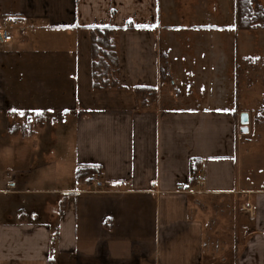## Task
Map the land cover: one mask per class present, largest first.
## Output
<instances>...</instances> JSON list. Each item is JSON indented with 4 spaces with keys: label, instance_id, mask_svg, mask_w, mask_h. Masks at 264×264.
Listing matches in <instances>:
<instances>
[{
    "label": "crops",
    "instance_id": "1",
    "mask_svg": "<svg viewBox=\"0 0 264 264\" xmlns=\"http://www.w3.org/2000/svg\"><path fill=\"white\" fill-rule=\"evenodd\" d=\"M237 7L0 0V28L18 21L0 37V264H264V140L250 137V114L241 131L220 61L254 32L238 28ZM94 26L120 28L122 88L93 86ZM188 37L210 61H176ZM134 87L155 97L142 105Z\"/></svg>",
    "mask_w": 264,
    "mask_h": 264
},
{
    "label": "rangeland",
    "instance_id": "2",
    "mask_svg": "<svg viewBox=\"0 0 264 264\" xmlns=\"http://www.w3.org/2000/svg\"><path fill=\"white\" fill-rule=\"evenodd\" d=\"M260 4L264 6V0H256ZM238 6V0H237ZM238 8V7H237ZM229 17L228 20H230ZM231 21V20H230ZM227 22V23H230ZM254 30L251 33L247 32H240L239 37L242 40V45L239 46L240 49H227V52H232L230 55L223 54L221 56L220 61H228L230 63L229 66V73L235 83H231L230 87H234V96L233 98H228V102L234 101L236 104L238 103L239 111L240 112H249L250 114V137L255 140H264V24L256 29H249ZM249 34V36H248ZM231 37V34H230ZM234 37V36H233ZM249 37V38H248ZM189 38V37H188ZM184 43V46L187 48L185 49L186 55L184 54L182 57L186 59H182L178 57L176 61H210L208 51L204 49H197L194 53L193 45L196 44L191 38L188 39ZM198 45V44H196ZM195 45V46H196ZM249 46V47H248ZM255 49L253 51V47ZM190 47V48H189ZM250 48V51L247 49ZM190 49V50H189ZM202 54V57L199 55ZM195 57L192 60H189V56ZM204 55V57H203ZM206 66V67H205ZM203 66L205 73H202L203 83L206 84L207 81V69L208 71L210 68L205 65ZM208 67V68H207ZM224 72L226 69V65L223 66ZM172 79L174 82V77H169L168 80ZM170 84V82L168 81ZM197 83V82H196ZM198 84V83H197ZM196 84V86H197ZM210 82L207 83V85ZM177 90L176 87H174ZM250 91V93L248 92ZM153 100V98L151 97ZM175 99V98H174ZM177 101V99L175 100ZM241 115V114H239ZM41 118L37 116H32L27 121V124L23 126H17V132H31L33 127L41 122ZM1 136V135H0ZM255 151L257 153H262L261 150L255 147ZM264 151V150H263ZM9 146L7 143L0 142V170H8V164L10 162L9 156ZM26 152V151H23ZM264 153V152H263ZM39 171H35L34 173H38ZM2 199V198H0Z\"/></svg>",
    "mask_w": 264,
    "mask_h": 264
},
{
    "label": "trees",
    "instance_id": "3",
    "mask_svg": "<svg viewBox=\"0 0 264 264\" xmlns=\"http://www.w3.org/2000/svg\"><path fill=\"white\" fill-rule=\"evenodd\" d=\"M238 28L249 30L259 28L264 24V6L256 0H238L237 8ZM92 77L93 86L97 89L122 88L119 79V57L115 37L119 27L94 26L90 27ZM135 94L141 98L142 105L149 96L155 97V89L148 87H134ZM93 168L84 170L90 174ZM82 170L78 171V176Z\"/></svg>",
    "mask_w": 264,
    "mask_h": 264
},
{
    "label": "built area",
    "instance_id": "4",
    "mask_svg": "<svg viewBox=\"0 0 264 264\" xmlns=\"http://www.w3.org/2000/svg\"><path fill=\"white\" fill-rule=\"evenodd\" d=\"M18 23L17 19H6L3 27L0 28V37L2 40H11L12 34L10 32V26L16 25ZM101 171L98 169H93L89 174V180L94 188L98 191L104 189V183L101 176ZM247 207L251 208V204L249 202L246 203Z\"/></svg>",
    "mask_w": 264,
    "mask_h": 264
},
{
    "label": "water",
    "instance_id": "5",
    "mask_svg": "<svg viewBox=\"0 0 264 264\" xmlns=\"http://www.w3.org/2000/svg\"><path fill=\"white\" fill-rule=\"evenodd\" d=\"M240 121L242 124V128L241 131L242 132H248L249 127H248V123H249V113L248 112H242L240 115Z\"/></svg>",
    "mask_w": 264,
    "mask_h": 264
},
{
    "label": "snow or ice",
    "instance_id": "6",
    "mask_svg": "<svg viewBox=\"0 0 264 264\" xmlns=\"http://www.w3.org/2000/svg\"><path fill=\"white\" fill-rule=\"evenodd\" d=\"M21 114H23V113H21Z\"/></svg>",
    "mask_w": 264,
    "mask_h": 264
}]
</instances>
